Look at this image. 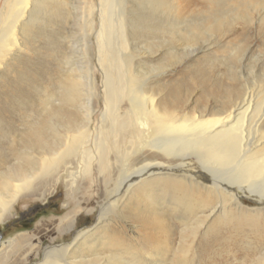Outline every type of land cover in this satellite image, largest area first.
I'll return each instance as SVG.
<instances>
[{
    "label": "rangeland",
    "instance_id": "obj_1",
    "mask_svg": "<svg viewBox=\"0 0 264 264\" xmlns=\"http://www.w3.org/2000/svg\"><path fill=\"white\" fill-rule=\"evenodd\" d=\"M135 1L128 3L125 29L129 45L124 50L127 55L118 62L122 67L115 69L116 75L121 78L123 70L135 75L138 84H143L144 94L157 99L159 114L166 115L165 118L174 116L177 120L184 116L214 118L243 100L242 110L248 122L260 101H263L264 108V0H226L231 3L230 10L223 17L208 23L194 22L197 21L194 15H205L200 11L181 10L174 17L169 9L161 12L149 5L143 8ZM3 2L5 0H0V9ZM70 2L75 8L70 6L72 15L64 22V49L51 64L52 91L55 94L52 113H56L43 117L42 132L35 138L36 141L31 137L21 138L17 145L19 150H28L32 146L33 150L28 151L39 154V143L44 139L55 141L52 130L63 132L62 125L64 156L73 147L70 144L72 136H79L83 125L87 127L89 136L82 146H90L91 140L95 141L102 129L109 145L121 144L119 136L124 130L120 128V123H128L127 102L119 98V112L102 115L105 76L97 61L96 44L100 28V1L84 0L79 9L77 0ZM93 3L91 16L89 8ZM171 18L174 21L169 23ZM190 25L197 29L196 32ZM35 45L38 49L42 47L39 43ZM22 55L33 56L28 51L22 52ZM126 62L129 66L125 65ZM87 73L89 78H86ZM62 74L64 93L57 88V79ZM87 97H90L94 107L89 123L83 109ZM35 142L38 144L35 145ZM21 157L18 154L16 161L23 162ZM111 158L110 170L101 174L96 167L90 173H84L80 170L78 156H70L66 158L69 161L64 165L67 171H64L56 191L43 197L33 194L23 196L11 210L10 217L0 223V264H39L43 262L47 246H65L78 231L92 227L88 239L89 243H93L91 246L102 249L97 245L109 235V238L123 243L124 246L115 254L125 261L131 258V246L137 249L140 256L158 252L152 256L157 257L152 258L155 261L165 255L162 261L166 262L160 261V264L172 261L178 264H256L257 256L264 253L260 245L264 243V228L250 221L233 219L218 227L214 226L215 221H210L204 228V223L193 224L191 214H187L186 220H179L178 216L183 213L181 208L170 212L165 208L170 204H162L167 217L166 226L170 230L166 232L158 225L143 222L138 214L151 213L150 210L154 209L148 200L142 197L130 199L128 195L118 199L113 189L104 190V186L108 181L112 188L117 183V175L128 174L155 158L147 154L124 161L120 154L114 152H111ZM149 194L154 195L159 203L166 198L181 197L160 190L157 185H152ZM190 197L193 201L199 198L197 194H190ZM241 201L248 208L257 206L250 200ZM210 202L214 204L215 200ZM100 214L103 220H107L98 225ZM49 220L58 223L36 231L40 223ZM106 223L107 230H104ZM181 223L189 225L184 227ZM204 243H207L205 247ZM86 248V244L82 245L74 255L85 252ZM71 251L64 257L68 258ZM110 252L114 249L109 248L102 255ZM135 260L140 261L138 264L147 263Z\"/></svg>",
    "mask_w": 264,
    "mask_h": 264
},
{
    "label": "bare ground",
    "instance_id": "obj_2",
    "mask_svg": "<svg viewBox=\"0 0 264 264\" xmlns=\"http://www.w3.org/2000/svg\"><path fill=\"white\" fill-rule=\"evenodd\" d=\"M70 1L5 0L0 9V223L10 217L11 210L23 196L43 197L52 193L67 171L64 165L69 161L66 158L77 155L81 171L90 173L96 167L102 174L110 170L111 152H114L120 154L124 161L147 154L155 158L128 174L117 175V183L112 188L108 181L104 186V190L113 189L118 199L128 195L130 199L142 197L148 200L154 209L150 210L151 213L138 214L143 222L158 225L167 232L170 228L166 226L167 217L162 204H170L165 206L170 212L182 209L179 220H186L187 214H191L193 224L204 223V228L210 221H215L214 226L218 227L233 219L250 221L264 228L263 101L257 104L256 114L253 112L248 122L242 110L243 100L214 118L184 116L177 120L174 116L165 118L166 115L159 114L157 99L144 94L143 84H138L135 75H129L128 70H123L121 78L116 75L115 69L122 67L118 62L127 55L124 51L129 45L126 13L131 0H99L100 28L96 35L97 61L105 76L102 115L119 112V98L125 99L128 105V123H120L124 130L119 136L121 144L109 145L102 129L95 141L91 140L90 146H82L89 136L87 127L83 125L80 135L72 136L70 144L73 147L64 156L62 125L63 132L52 130L58 142L42 140L38 145L39 154L30 152L32 146L28 147L30 151L17 149L21 138L31 137L36 141L42 132L43 117L56 113H52L55 94L52 91L51 64L64 49V22L72 15L70 6L75 8ZM83 2L77 0V9ZM135 3L142 4L143 8L149 5L161 12L169 9L174 17L181 10L205 13L204 16L200 13L194 15L196 23H208L223 17L231 5L226 0H136ZM93 7L94 3L89 8L91 16ZM173 21L171 18L169 23ZM93 22L94 19L90 25ZM170 27L173 28L172 25ZM190 27L196 32L193 25ZM35 43L42 47L38 49ZM27 51L34 57L22 55ZM128 64L125 63L126 66ZM86 78H89L88 73ZM57 80V88L64 93V74ZM83 109L89 123L94 113L90 97L83 103ZM18 154L22 155L23 162L16 161ZM152 185L181 197L166 198L159 203L154 195L149 194ZM190 194H197L200 199L193 201ZM211 199L215 200L214 204H211ZM241 199L250 200L257 206L248 208ZM98 220L99 225L107 219L103 220L101 215ZM57 223L54 220L42 222L36 231ZM107 225H103L104 230H107ZM181 225L186 227L189 223ZM92 231L93 227L78 231L65 246H47L43 262L39 264H138L140 261L135 259L145 260L146 264L166 262L162 261L165 255H161L158 262L152 259L157 258L152 256L158 252L140 256L133 246L131 258L125 261L115 254L124 246L122 242L108 235L97 245L103 248L97 249L88 241ZM84 244L87 250L74 255ZM263 244L260 245L264 249ZM206 245L204 243L203 247ZM106 246L113 248L114 252L102 255L109 250ZM70 250L71 255L64 257ZM169 263L178 264L175 261ZM256 264H264V253L257 256Z\"/></svg>",
    "mask_w": 264,
    "mask_h": 264
}]
</instances>
